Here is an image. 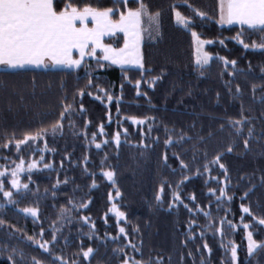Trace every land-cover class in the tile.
Segmentation results:
<instances>
[{"label": "trees", "instance_id": "1", "mask_svg": "<svg viewBox=\"0 0 264 264\" xmlns=\"http://www.w3.org/2000/svg\"><path fill=\"white\" fill-rule=\"evenodd\" d=\"M144 3L152 12H159L160 18L159 35L155 31L151 36L145 33L143 74L139 69L122 71L104 61L100 53L95 60H86L87 68L82 65L78 70L0 71V145L13 136L20 140L41 128L50 129L59 119L63 104L70 103L75 109L62 122V132L55 136L49 132L44 140L29 141L19 153L14 143L8 148L0 147V166L20 162V158L26 163L38 161L43 156L42 169L23 178L31 192L15 196L16 207L37 208L38 219L34 222L15 208L0 213L7 225L19 229L15 234L0 229V264H7L6 257L13 248L23 251L27 264L32 257L42 264H52V257L27 237L39 240L36 233L43 229L44 239L50 240L53 225L60 231L51 252L70 264L72 261L122 264L125 258L119 252L122 248L128 257L144 264L149 261L155 264L157 259L162 264H233L230 251H226L229 241L238 246V264H264V249L248 254L246 231L240 220L244 216L241 204L250 207L255 216L264 218V91H261L264 50H245L235 39L241 33L245 43L259 44L264 42V32L245 26H220L219 0H144ZM187 4L207 14L203 21L196 20L193 29L202 40L213 41L205 48L213 59L203 69L195 63L193 38L177 25L171 7L177 5V11L191 16ZM74 6L101 10L115 7L114 0H74ZM128 6L138 7L131 3ZM220 40L224 46L219 44ZM104 43L119 49L124 45V37L117 35ZM216 57L236 60L235 68L225 66ZM88 79L95 87H86ZM149 80L156 83L150 87ZM137 81L139 89L135 87ZM237 85L241 93L236 92ZM97 88L112 96L111 103ZM79 90L85 92L82 100L77 95ZM81 103L83 113L79 111ZM242 111L250 123L237 135L229 121L241 119ZM133 119L146 121L145 125L136 127ZM249 129L253 136L245 149L243 140L248 138ZM117 132L121 137L118 146L114 142ZM169 139L173 141L171 145L166 144ZM96 144L101 148L97 149ZM44 147L48 152L42 153ZM228 147L233 150L228 152ZM221 153L220 162L228 170L227 182L222 170L210 163ZM181 160L187 169L180 168ZM107 171L115 173V185L102 175ZM185 177V183L177 189ZM225 183L227 194L233 199L231 203L227 200L218 203L216 196ZM162 184L163 194L159 192ZM117 190L120 193L117 204L126 216L121 224L126 237L119 233V223L109 213L111 198ZM213 190L216 196L210 197ZM173 191H179L191 213L183 205L172 206ZM246 192L248 197L242 200ZM158 195L161 202H157ZM191 195L196 197L195 204L188 199ZM82 204L88 206L84 208ZM198 208L210 212L212 220L198 212ZM61 209L68 210L63 220ZM85 217L88 223L84 222ZM225 217L235 227L229 228L225 223L221 236L216 229ZM190 221L198 225L191 232L194 240L189 236ZM243 222L250 225L256 242L264 243V226L254 224L247 216ZM129 242L138 251L126 248ZM205 242L211 249L210 255L203 248ZM87 247L95 250L94 259L82 257L81 252Z\"/></svg>", "mask_w": 264, "mask_h": 264}, {"label": "snow or ice", "instance_id": "2", "mask_svg": "<svg viewBox=\"0 0 264 264\" xmlns=\"http://www.w3.org/2000/svg\"><path fill=\"white\" fill-rule=\"evenodd\" d=\"M138 5V7L130 8L129 4ZM63 4V7H61ZM115 7L105 8L103 10L94 8L91 6L78 7L74 6V0H68L64 3L63 0H0V66H4L9 69H26L29 66L44 67L48 68L51 66H62L67 69L77 70L80 69L82 65L86 64V57L95 58L97 51L103 53V60L109 61L113 65H121L122 71L123 64L129 63L134 64L143 74L144 64L142 62V57L139 54L141 41L143 39L144 32H148L149 36L155 31L159 35V12H152L148 5L144 3V0H114ZM172 11L175 15V20L177 25L188 31L197 45V66L201 69L208 65L213 59L207 53L201 50L206 44H211L213 41L202 40L198 33L193 29L197 26L196 20L203 21L207 18L205 12L200 11L192 4H187L186 7L191 9V16H185L180 11H177V5H172ZM123 9V10H122ZM218 13H219V23L220 24H233L238 23L241 26L247 25L250 29H258L260 32H264V0H219L218 3ZM118 16V19H113V17ZM91 20L92 27H89V21ZM145 24L147 27H145ZM116 32H122L125 36V43L123 48H113L104 44V37L106 35H114ZM241 33H238L235 37L236 41L242 45L245 50L248 49H262L264 50V42L257 44L255 41L250 43H245L244 39L241 38ZM219 44L224 46V41L220 40ZM78 52L79 58H74L73 53ZM217 60L223 62L225 66L231 65L233 68L236 66V60H228L224 57H216ZM99 63V60L97 61ZM234 76L235 73H232ZM88 76H91V72H88ZM156 79H159L157 77ZM130 82V81H129ZM148 85L151 87L156 83V80L147 81ZM87 88H93L92 80L88 79L86 85ZM135 87L140 88V81L136 82ZM123 90V85H121V91ZM98 92H102L109 103L112 101V96L108 95L107 91L104 89L97 88ZM261 91H264V85H261ZM236 92L241 93L239 85L236 86ZM252 92L255 94L256 86H252ZM91 96V92L87 93ZM140 94L139 92L137 93ZM77 95L81 98L84 97V90H79ZM96 99H100L99 96ZM117 103H119L117 101ZM63 111L60 113L59 119L53 123L49 128H41L34 134H25L22 139L15 140L13 136L11 139L7 140V143L0 145V147L8 148L14 143L17 153L20 152L22 145H27L29 141L36 143L37 141L44 140L45 137L51 132L53 136L57 132H62L63 121L66 116H71L75 111L73 105L66 103L62 105ZM79 111L83 113L85 110L83 104H80ZM110 121V118H109ZM135 124H143L146 121L133 119ZM230 125L235 129L236 134L240 135L243 131V127L250 123L247 117H244L243 111L241 112V119L229 121ZM100 134L103 133V125L99 129ZM127 130H125L126 134ZM252 130L248 131V138L243 140V145L245 149L249 147V140L252 138ZM181 140L185 137L181 135ZM187 139H191L190 137ZM95 140V136H93ZM46 143V141H45ZM107 143V141H105ZM115 143L119 145L120 143V133L115 134ZM173 141L171 139L166 141V144L171 145ZM179 143V141H177ZM97 149L101 148L100 144L95 145ZM232 147H228L227 151L231 152ZM205 155H207L205 153ZM223 154H217L215 158L210 162L215 164L222 170L225 182L229 180L227 175L228 170L223 163H221V156ZM179 159V157H176ZM167 155H165L164 160L167 162ZM43 160V156H41ZM14 169L9 173L6 167L0 166V197L3 201L0 202V213H3L5 209L11 210L15 208L17 213H23L25 216H31L35 222L39 216V211L37 208H17L16 205L18 201L14 198V193L16 196H23L31 192L28 183H21L20 175L25 172H31L32 169L37 167L36 162H33L28 166L27 169L24 168V161L20 158V163L16 164ZM46 167H50L46 165ZM187 165L181 160L180 168L182 170L187 169ZM205 171H208V165H204ZM197 175L201 173L197 170ZM106 177L113 185H115L113 171H107L102 174ZM185 179H182L179 184H177V189H179L181 184L185 183ZM29 182L30 177H29ZM67 182V181H65ZM9 187L6 188L5 184ZM217 184H220L219 179L216 180ZM171 187V185H168ZM227 183L224 187L220 189V195L216 196L215 191L209 193L211 196H216L218 203L227 200L231 203L233 197L229 196L226 191ZM38 190V189H37ZM164 185L162 184L159 192L164 193ZM117 197L120 193L117 190ZM248 197L246 192L242 200ZM111 198V197H110ZM157 202H161V196L156 197ZM190 201L194 204L196 202L195 195L188 197ZM173 205L179 206L183 205L191 213V209L188 204H185L181 199L179 191H173L172 195ZM87 204H82L81 207L86 208ZM75 208V205H73ZM118 220H125V213L119 211L115 206L111 209ZM198 212H202L203 216L209 221L212 220L210 212L203 211V209H197ZM240 211L252 219L254 224L259 226H264V218L257 217L253 214L250 207H246L241 204ZM68 210H60V219L63 220L66 217ZM244 216H241V224L243 229L246 231L247 239V251L249 255H252L258 249H264V243H257L253 238V232L249 230L250 225L244 223ZM84 222L88 223V218H84ZM227 223L229 228H234L235 226L227 221L226 217L219 221L220 227L216 229L217 232L223 236V226ZM94 227V225H91ZM198 227L195 225L194 221H190L189 236L191 239H195L191 236L192 229ZM209 228L212 227L210 223ZM0 229L10 230L11 234L19 232V229L15 228L14 225H7L6 221L0 218ZM60 229L52 226V232L50 240L44 239V230L41 229L37 236L40 237L39 240L34 236H29L27 239L36 245L38 248L42 249L44 253H47L52 257V264H70L68 260H65L62 256H54L51 252V247L55 246L57 243V235ZM119 233L123 236H127L125 228L120 227ZM200 238L203 240L204 236L201 233ZM91 239V236L89 237ZM83 248V244L81 245ZM126 248H130L132 251H138L137 246L129 242L125 245ZM237 245L229 241L226 246V251H230L231 260L233 264L237 261ZM203 248L207 250L209 255L211 254V249L205 242ZM119 252L125 257L122 264H144V262L136 260L134 257H128L124 249H120ZM84 259L95 258V250L92 247H87L86 250L81 252ZM142 255V254H141ZM191 255V253H189ZM18 257V259H17ZM7 264H27L25 260V254L23 251H18L13 248L9 255L6 257ZM30 264H42L41 260L35 257L31 258ZM71 264H75L72 261ZM148 264H152L151 261ZM155 264H162V261L157 259Z\"/></svg>", "mask_w": 264, "mask_h": 264}, {"label": "rangeland", "instance_id": "3", "mask_svg": "<svg viewBox=\"0 0 264 264\" xmlns=\"http://www.w3.org/2000/svg\"><path fill=\"white\" fill-rule=\"evenodd\" d=\"M145 27H147V25H145ZM148 33V32H144V34H143V39H142V41H141V47H140V51H139V54H140V56L142 57V45H143V41H144V37H145V35ZM208 45V44H207ZM205 47H206V45L203 47V49L201 50L202 52H204V53H206V51H205ZM197 55H198V53H197V45H196V43H195V41H194V56H195V63H196V60H197ZM96 59V57L95 58H91V57H89V58H87V60H95ZM103 59V58H102ZM211 62V61H210ZM209 62V63H210ZM197 64V63H196ZM113 65V64H112ZM209 65V64H208ZM115 66H117V67H120L121 68V65H115ZM207 66V65H206ZM42 69H35V70H58V69H56V68H53V66H49L48 68H44V67H41ZM27 69H31V68H27ZM59 69H61V70H72V69H67V68H59ZM123 69H138L134 64H129V63H124L123 64ZM24 70V69H23ZM78 70V69H77ZM131 121H133V120H131ZM133 123V122H132ZM136 127L137 126H144L145 125V123H143V124H135V123H133ZM103 133H104V131H103ZM114 142H115V139H114ZM120 143H121V137H120ZM119 143V144H120ZM116 144V143H115ZM117 145V144H116ZM23 146V145H22ZM118 146V145H117ZM46 152H48V149H46L45 147H44V149H42V153H46ZM43 160H41V158L38 160V161H35V160H31L30 162H28V163H26L25 161H24V168L25 169H27L28 168V166L30 165V164H32L33 162H36V164H37V167L36 168H34V169H32L31 170V172H28V171H25V172H23L21 175H20V181H21V183H23V178L26 176V175H29V174H31V173H33V172H35V171H38V170H41L42 169V167L40 166V164H41V162H42ZM16 164H19L20 162L18 161V162H15ZM3 167H6L7 168V170H8V172L10 173L13 169H14V167H15V165L13 164V163H9L8 165H4ZM107 179V178H106ZM108 180V179H107ZM109 181V180H108ZM110 182V181H109ZM110 183H112V182H110ZM5 187L6 188H8L9 187V185L6 183L5 184ZM15 193H14V198H15ZM119 198H120V195H119V197H117V195H115V196H112V198H111V208H110V211H109V213H110V215H112V216H114L115 217V219H116V221H117V223H119V226L120 227H123L121 224H123L124 222H125V220H118V218L114 215V213L111 211V209L113 208V206H115L119 211H121L120 210V208H119V205L117 204V200H119ZM3 201V198L2 197H0V202H2ZM29 217H31V216H29ZM38 219V218H37ZM119 227V228H120ZM122 235V234H121ZM245 240H246V242H247V239H246V236H245ZM88 260V259H87ZM235 264H238V254H237V261L235 262Z\"/></svg>", "mask_w": 264, "mask_h": 264}, {"label": "crops", "instance_id": "4", "mask_svg": "<svg viewBox=\"0 0 264 264\" xmlns=\"http://www.w3.org/2000/svg\"><path fill=\"white\" fill-rule=\"evenodd\" d=\"M219 25L220 26H222V27H230V26H241L240 24H238V23H233V24H220L219 23ZM89 27H92L93 25H92V23H91V20L89 21V25H88ZM245 27H248L247 25H244ZM117 35H122L123 37H124V43H125V36H124V34L122 33V32H116L114 35H106L105 37H104V40L105 39H107V38H111V37H115V36H117ZM193 42H194V40H193ZM105 44V43H104ZM106 45V44H105ZM107 46H110V45H107ZM206 46H207V44H206ZM110 47H113V46H110ZM123 47H124V45H123ZM122 47V48H123ZM114 48V47H113ZM206 48V47H205ZM98 53H100V54H102V56H103V53L102 52H100L99 50L97 51V54ZM73 57L74 58H79L78 57V52H75L74 51V53H73ZM87 58H89V57H86V60H87ZM105 61V60H104ZM106 62H108V63H110L109 61H106ZM111 64V63H110ZM118 65V64H117ZM27 68H31V69H42L41 67H35V66H29V67H27ZM26 68V69H27ZM53 68H56V69H59V68H63L62 66H53ZM18 70H23V69H9V68H6V67H4V66H0V71H18ZM25 70V69H24Z\"/></svg>", "mask_w": 264, "mask_h": 264}]
</instances>
